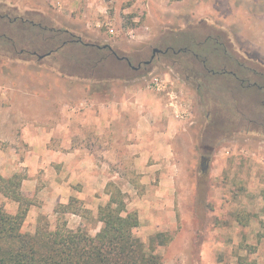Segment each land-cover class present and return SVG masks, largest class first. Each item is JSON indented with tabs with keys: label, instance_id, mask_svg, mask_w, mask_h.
<instances>
[{
	"label": "rangeland",
	"instance_id": "1",
	"mask_svg": "<svg viewBox=\"0 0 264 264\" xmlns=\"http://www.w3.org/2000/svg\"><path fill=\"white\" fill-rule=\"evenodd\" d=\"M13 1L22 11L31 7L45 12L56 25L69 28L86 41L109 45L133 66L147 61L155 48L164 50L161 40L172 44L170 33L180 36L176 40L181 43L185 42L183 35H178L181 33L197 40L212 38L213 46L202 56L207 59L208 70L216 74L200 75L194 84L181 85L182 95L174 91L181 96V117L176 118L172 108L170 111L182 129H175L172 151L176 155H172L163 178L134 181L125 166L115 165L110 167L114 180L108 184L112 185L111 191L122 193L128 211L137 213L136 238L147 246L157 234L164 235L154 243V253L162 264H264V167L243 157H218L225 146L258 151L264 140V79L255 74L257 70L264 73V0ZM57 3L62 10L56 8ZM106 18L115 27L116 37H108L105 28L94 27ZM136 18L138 24L134 22ZM95 31L104 38H94ZM181 43L174 49H180ZM179 63L172 66L158 56L152 66H141L138 72L122 67L115 73L124 80L106 84H95L101 73L89 79L92 76L80 70H65V76H61L36 65L6 68L4 73L2 68L0 96L13 92V82L32 77L40 79L34 82L38 94L52 89L50 94L59 97L68 88L70 99L64 102V109L78 115L92 110L97 101L118 96L119 92H110L111 84L146 88L153 78L172 82L171 76L184 82ZM243 83L245 89L241 87ZM80 101H87L90 107L71 113L68 107ZM26 109L23 116L33 122L29 118L33 110ZM8 131L0 129L1 147L17 142L16 135ZM11 169L0 163L2 175L13 173ZM15 173L25 177L24 172ZM41 173L34 196L21 190L32 202L22 233L34 234L38 216L45 215L52 226L59 218L68 229L95 236L101 227L96 220L98 208L109 199L106 189L107 196L95 200L74 197L79 214H65L59 209L55 214L57 205L67 204L70 198H51V192L45 190L49 181ZM17 207V203L0 195V208L15 212Z\"/></svg>",
	"mask_w": 264,
	"mask_h": 264
},
{
	"label": "crops",
	"instance_id": "2",
	"mask_svg": "<svg viewBox=\"0 0 264 264\" xmlns=\"http://www.w3.org/2000/svg\"><path fill=\"white\" fill-rule=\"evenodd\" d=\"M93 34L96 39L104 38L99 31ZM21 66L32 65L5 63L0 71ZM171 78L169 91L178 90L182 95L185 83ZM38 81L32 77L17 80L12 83V93L0 96V129H9L17 141L9 147L0 146V163L13 168V173L0 174L9 178L16 170L24 172L21 190L27 196L35 195L41 170L49 181L45 190L54 199L64 195L79 200L103 197L108 182L114 180L110 167L115 165L125 166L134 181L163 178L172 155H176L172 151L175 129H182L165 95L143 86L111 84L110 92L117 91L118 96L97 101L92 110L70 115L63 105L70 99L69 89H63L59 97L50 94L52 89L38 94L34 84ZM23 106L33 110L29 115L33 122L23 116L22 111L27 110Z\"/></svg>",
	"mask_w": 264,
	"mask_h": 264
},
{
	"label": "trees",
	"instance_id": "3",
	"mask_svg": "<svg viewBox=\"0 0 264 264\" xmlns=\"http://www.w3.org/2000/svg\"><path fill=\"white\" fill-rule=\"evenodd\" d=\"M170 35L172 44L166 45V41L161 40L164 49H174L181 43L176 40L180 36ZM178 35L185 38L181 52L169 53L163 58L172 66L185 59L179 63L182 78L194 84L200 75L216 74L208 70L207 59L202 56L213 46L212 38L197 40L187 34ZM105 46L86 41L69 28L56 25L43 11L31 7L22 11L14 3L0 1V66L5 63L36 65L61 76H65V70H80L88 72L92 76L89 79L101 73L95 84L124 80L115 72L122 67L131 69L130 61ZM239 67L244 71L243 64ZM248 70L254 74L253 70ZM255 74L264 79L263 72L257 70ZM241 87L246 88L244 83ZM24 179L17 173L9 178L0 174V195L18 204L15 212L0 208V264H162L161 258L154 253V243L164 235L157 234L147 246L136 238L137 213L128 211L122 193L111 191L110 183L106 186L109 199L98 208L96 220L101 227L95 236L70 230L59 218L52 226L45 215L38 216L34 234L22 233V225L32 206L21 193ZM78 204V200L70 198L67 204L57 205L54 213L58 214L59 209L65 214H79Z\"/></svg>",
	"mask_w": 264,
	"mask_h": 264
},
{
	"label": "built area",
	"instance_id": "4",
	"mask_svg": "<svg viewBox=\"0 0 264 264\" xmlns=\"http://www.w3.org/2000/svg\"><path fill=\"white\" fill-rule=\"evenodd\" d=\"M56 8L58 10H62V5L60 3H57ZM134 22L135 24H138L140 21L139 19L136 18L134 19ZM94 27L96 28V30L105 28L108 37L117 36V31L115 27H113L112 22L108 18L104 19V21H98L94 25ZM133 33H134L133 31H130V35L132 37H133ZM169 85L170 86L172 85L170 81L156 77L150 81V83L146 86V89L157 93L159 92L165 93V96L168 97L167 106L170 109L172 108V112H174L175 117L178 118L181 117L180 115L181 112L178 110V108H180V105H178L180 96L177 95L174 91H169V87H170ZM88 106L90 107V103H88L87 101L85 102L80 101L76 105L69 106L68 110L74 114V113H78L81 110H84ZM259 145L260 146L258 151H250L249 149L240 146H225L219 150L218 157L221 159L230 158L233 156L243 157L246 159L254 160L257 164L264 167V140L260 141Z\"/></svg>",
	"mask_w": 264,
	"mask_h": 264
},
{
	"label": "flooded vegetation",
	"instance_id": "5",
	"mask_svg": "<svg viewBox=\"0 0 264 264\" xmlns=\"http://www.w3.org/2000/svg\"><path fill=\"white\" fill-rule=\"evenodd\" d=\"M158 50H159V52H157L154 56H153V51H152V54H151L150 58L147 60V61H150V60H151L150 64L145 65L144 62H146V61H144L143 63L138 64V65L150 67V66L153 65L154 61L157 59L158 56H162V57H163L164 55L169 54V53H173L174 55H176V54L180 53L182 49H178L177 52H175L174 49H171V48H165L164 50L158 49ZM152 56H153V58H151ZM166 60H167V59H166ZM167 61H168V60H167ZM131 65H132V64H131ZM138 65H137V66H138ZM132 66H133V65H132ZM203 66H204V65H203ZM135 67H136V66H135ZM140 69H141V67H140L138 70H136L135 72H138ZM131 70H132V69H131ZM230 75H232V76L235 77V75H234L233 73H230ZM184 83L190 85V83L186 82L185 80H184Z\"/></svg>",
	"mask_w": 264,
	"mask_h": 264
},
{
	"label": "water",
	"instance_id": "6",
	"mask_svg": "<svg viewBox=\"0 0 264 264\" xmlns=\"http://www.w3.org/2000/svg\"><path fill=\"white\" fill-rule=\"evenodd\" d=\"M105 47H107V48H111L109 45H106ZM157 52H159V50L158 49H154L153 50V56L157 53ZM153 56L151 57V58H153ZM150 62H151V60L150 61H146V62H144V64L145 65H148V64H150ZM128 65H129V67L133 70V71H136V70H138L140 67H141V65H138V66H132L131 65V63H128Z\"/></svg>",
	"mask_w": 264,
	"mask_h": 264
}]
</instances>
